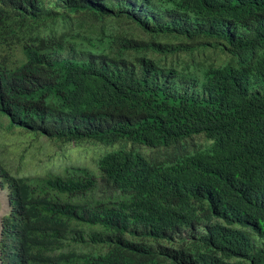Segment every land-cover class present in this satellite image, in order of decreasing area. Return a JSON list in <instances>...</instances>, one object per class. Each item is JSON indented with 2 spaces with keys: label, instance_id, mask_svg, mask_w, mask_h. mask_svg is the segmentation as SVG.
<instances>
[{
  "label": "trees",
  "instance_id": "16d2710c",
  "mask_svg": "<svg viewBox=\"0 0 264 264\" xmlns=\"http://www.w3.org/2000/svg\"><path fill=\"white\" fill-rule=\"evenodd\" d=\"M1 129L100 149L0 160V264H264V0H0Z\"/></svg>",
  "mask_w": 264,
  "mask_h": 264
},
{
  "label": "rangeland",
  "instance_id": "374dc122",
  "mask_svg": "<svg viewBox=\"0 0 264 264\" xmlns=\"http://www.w3.org/2000/svg\"><path fill=\"white\" fill-rule=\"evenodd\" d=\"M17 132L0 130V160L16 177L43 175L47 172L58 173L64 166L90 164V158L94 155L93 150L100 149L98 146L83 144L53 148L52 151L58 149L57 152H50L48 146L42 143L32 149L29 146L31 137ZM6 198V192L0 190V220L8 211Z\"/></svg>",
  "mask_w": 264,
  "mask_h": 264
}]
</instances>
